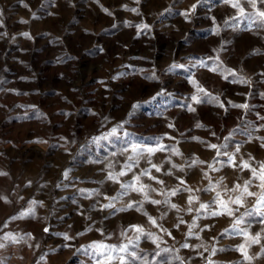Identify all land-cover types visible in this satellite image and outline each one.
<instances>
[{
	"label": "rangeland",
	"instance_id": "1",
	"mask_svg": "<svg viewBox=\"0 0 264 264\" xmlns=\"http://www.w3.org/2000/svg\"><path fill=\"white\" fill-rule=\"evenodd\" d=\"M233 2L243 14L223 0H0V264H109L101 244L114 246L111 264H264L261 181L208 147L239 145L237 166L264 163V4ZM193 80L210 94L199 103ZM157 141L165 150L107 178L132 163L134 144ZM149 160L164 183L141 176L149 198L122 195ZM250 179L257 195L231 204L234 215H208L217 192L227 202ZM238 218L248 237L234 233Z\"/></svg>",
	"mask_w": 264,
	"mask_h": 264
},
{
	"label": "snow or ice",
	"instance_id": "2",
	"mask_svg": "<svg viewBox=\"0 0 264 264\" xmlns=\"http://www.w3.org/2000/svg\"><path fill=\"white\" fill-rule=\"evenodd\" d=\"M223 2L226 3V4L227 3H230L233 8H238L241 14L244 13V8L243 7H240L239 3L233 2V0H223ZM246 2L249 3L252 8H256L257 7L256 0H246ZM260 3L264 4V0H260ZM195 7H196V5H193L192 6V10H194ZM105 11H107V10H105ZM133 11H135V9H133ZM187 15H188V13H185L186 18H187ZM251 16H252V14H249V18L250 19H251ZM259 16L264 17V11H259ZM23 35L27 36L28 33H24ZM201 63H203V62H201ZM192 83L194 85H197V95L192 97V100L193 101H195L196 103H199L200 102V100L198 99V95H199L200 92H204L205 95L210 96V94L207 93L205 89H203L202 87H199L198 86V84H197V82L195 80H193ZM210 99L211 100H217L218 101V98H216V97H210ZM221 106H223V105H221ZM234 106L235 107H241V108H247V105L246 104L245 105H234ZM194 110L195 109H193V108H189V111H194ZM260 119H264V117H260ZM169 127H171V125H169ZM197 127H200V125H197ZM114 132H115V129H113V133ZM213 135H215V134L213 133ZM262 146H264V145H262ZM208 147L211 148V149H216L217 150L216 151V155L217 156H221V155L227 156L228 157V160H227L226 163L228 164V166H231V167H240L241 169H243V168H249L250 171H251V173H252V178H258L261 181V183H260L259 186L262 189H264V163H262L260 165L259 172H258V170L256 168H252L248 164L247 161H243L242 160L241 161V164L237 166L236 163H235V154L236 153H239V151H240V146L239 145H235V152L234 153H231V154L228 153L227 151L221 153V151L219 150L221 147L226 148L227 145L218 146L216 144H209ZM157 150H160V151L165 150V146L162 145V144H160L159 141L156 142V147H145V148H141L139 145H135L134 144L132 146V151L134 153H136V157L135 158L134 157H129L128 158L130 161H132V163H126L123 166L122 170L120 172H118V173H113V172L110 171L108 173L107 178L110 179V180H113L116 183H119L120 182L119 181V177L127 175L128 172L132 171V169H133V167L135 165H138V162H139L138 161V157L140 155H142L145 152L151 154V153H154ZM169 150L172 151L174 154L179 155V153L174 148L169 149ZM124 151H127V149H124ZM148 163L151 165V167L146 168V169H142L139 174H135L134 173L131 181H129L127 184H122L121 185V187L124 189V192L121 193L122 195H127L129 191H137V192H143L144 193V198L145 199H148L149 197H148L147 193L144 192V189L147 188L148 186L147 185L140 184V186L137 187V183L140 181L141 176H147L150 180H154L158 184H163L164 183L162 180H158L156 177L151 176V170H152V168H155L157 172L160 171V168L157 165H155V164H151V160H149ZM201 163H203V162H201ZM219 163L221 164V166H224V164H225L224 161H220ZM193 164H195V161H193ZM108 167L109 168H112V165L109 164ZM173 167H176V165H173ZM213 170H216V169H213ZM170 172H171V170H169V172L166 173V174H170ZM0 174H4V173H0ZM65 176H67V173H65ZM183 183H184V181L183 180H180V184H183ZM250 184H251V179L245 181L244 182V185H243V190L241 192V195H237L235 198L229 196L227 202H225L222 199L221 194L219 192H217L216 197H214V199L212 201V204L213 205H218L219 207L216 210L209 211L208 212V215H210V216H217V215H224V214H227V215H230V216L231 215H234V210L230 207L231 204L239 205V206L242 207L243 206V202H242V198L241 197H242L243 194L246 193L248 196H255V195H257L256 193H253V192L248 191V186ZM240 188H241V186L239 184H237L232 189H228L227 191L237 192L238 190H240ZM178 190H179V188L171 190L170 193H169V195H171V196L176 195V192ZM184 190L185 191H188V192H191L192 191V189H190V188H185ZM206 190H208V191H215V187H211V188L206 189ZM151 191H156V189H151ZM105 198L108 199L107 197H105ZM112 199H115V197H113ZM194 199H196V198L193 197V196H191V195L188 197V203H189V205L193 202ZM151 203H153V204H160L161 201L160 200H152ZM163 203H165L166 205H169L173 209L179 210L178 207H177V205L176 204H170V202H169L168 199H165L163 201ZM257 203H264V192H262L259 195V198H258ZM135 204H136V202L133 201V202H131V203H129L127 205V208L130 209ZM103 207L110 208V207H114V205L111 204V203H109V204L104 205ZM209 207L210 206L208 204H200L199 208L197 209V212H199L201 209L207 210ZM120 210L121 211H124L125 209L122 208ZM136 210L139 211L140 210L139 207H137ZM187 211L188 212H192V208L189 207L187 209ZM257 211H260V209L257 208ZM249 214H251V213H249ZM262 215H264V213H262ZM148 219H149V221L154 226H157L158 227V225H156V221H155L154 218L148 217ZM242 222H243L242 219H239L238 218L235 221V224L233 225V231H234V233L236 235H243L245 237H248L249 234L247 233V231L244 230V229H239V227H238ZM181 223H184V221L181 220ZM192 226L193 227L195 226V221L193 222V225ZM131 227L137 233H139L140 235H148V236H151L152 235L151 233H145L144 230H143V228L141 226H139V225H132ZM177 227H179V225H177ZM45 231H47V229H45ZM162 231H167V230L166 229H162ZM168 235H171V233H168ZM188 235L189 236L192 235L191 228L189 230ZM8 238H9L8 236L5 237V239H8ZM137 238H139V237H137ZM251 240H252L253 243H259L260 242L259 241V233H257V235L255 237H252ZM183 246L184 247H189L188 244H185ZM0 247H3V245L0 244ZM93 247H95L97 249V251L100 254V256H102L105 260L109 261V264H111V261H112L113 257L111 255H109V254H106L104 252V249L107 247L108 250H109V252H111L112 250H114V246H105V245H102L101 244V245H98V246L94 245ZM238 250L241 251L244 254V256H245L246 259H251L250 257L247 256V253L244 250V245L243 244L239 246V249ZM118 251L127 252V246L121 247ZM214 251H215V249H213V252ZM131 255L132 256H135L136 254L133 252V253H131ZM118 259L120 261V264H124V257L123 256L118 257ZM97 264H102V261L101 260H98L97 261Z\"/></svg>",
	"mask_w": 264,
	"mask_h": 264
}]
</instances>
